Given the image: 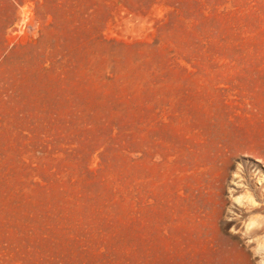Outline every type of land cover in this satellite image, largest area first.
I'll return each instance as SVG.
<instances>
[{"label": "rangeland", "instance_id": "374dc122", "mask_svg": "<svg viewBox=\"0 0 264 264\" xmlns=\"http://www.w3.org/2000/svg\"><path fill=\"white\" fill-rule=\"evenodd\" d=\"M263 222L264 0H0V264H260Z\"/></svg>", "mask_w": 264, "mask_h": 264}, {"label": "bare ground", "instance_id": "6f19581e", "mask_svg": "<svg viewBox=\"0 0 264 264\" xmlns=\"http://www.w3.org/2000/svg\"><path fill=\"white\" fill-rule=\"evenodd\" d=\"M234 221H235L234 219H224L221 221V226L226 227L229 224L234 223ZM256 230H264V222L261 225H257ZM171 231H172L171 233L173 234L174 238H175V236L178 237V235H179L183 239L190 238L191 240H192V238L201 237V235H206V230L201 229L199 227V225H197V224L189 223L185 219H180V220L174 221ZM239 233H236V236L238 237L239 241L241 242L240 245L244 246L245 251L248 252L247 246L245 245L246 242L242 240V236Z\"/></svg>", "mask_w": 264, "mask_h": 264}, {"label": "clouds", "instance_id": "9594fccd", "mask_svg": "<svg viewBox=\"0 0 264 264\" xmlns=\"http://www.w3.org/2000/svg\"><path fill=\"white\" fill-rule=\"evenodd\" d=\"M260 264H264V259L261 260Z\"/></svg>", "mask_w": 264, "mask_h": 264}]
</instances>
